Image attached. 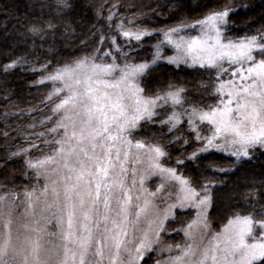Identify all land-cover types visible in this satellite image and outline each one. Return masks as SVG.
I'll list each match as a JSON object with an SVG mask.
<instances>
[{
    "label": "snow or ice",
    "instance_id": "1",
    "mask_svg": "<svg viewBox=\"0 0 264 264\" xmlns=\"http://www.w3.org/2000/svg\"><path fill=\"white\" fill-rule=\"evenodd\" d=\"M196 7L203 12L199 18H182L153 30L129 26L136 23L134 19L126 25L123 17L113 29L118 13L110 11L108 31L92 32L93 37L100 35L99 40H91L95 47L90 51L57 63L51 72V60L31 69L47 73L37 84L53 85L42 103L58 102L39 121L44 131H27L20 137L40 143L6 157L27 156L25 164L37 183L11 192H3L0 184V264H146L152 254L165 252L167 258L155 264H264V204L260 203L264 193L254 189L245 193L242 200L252 211H234L219 231H212L210 219L215 190L225 184L216 177L232 172L213 153H226L240 163L250 160L257 147L264 149V24L228 36L230 24L234 25L230 14L235 12L230 0L222 6L204 0ZM70 8L69 0L42 4L41 12L50 9L53 15L31 22L28 33L40 41L51 35L55 41L57 29L63 27L61 35L67 38L74 32L63 19ZM154 33L161 38L142 56L144 38ZM88 43L82 40L79 47L87 48ZM36 46L33 39L30 47ZM166 48L174 54L165 56ZM163 61L201 75L182 84L172 80L150 84L154 69ZM35 62L16 57L2 71L6 74ZM53 121L52 127L46 126ZM185 122L190 138L174 135L161 143L165 136L180 132ZM156 125L159 133L151 131ZM35 127L27 125L30 130ZM0 136L7 139L9 132ZM181 140L182 153L198 146L178 157L176 166H166L164 159L171 163L167 149ZM41 148L51 151L31 157ZM185 161L192 162L194 175L180 170ZM150 177L160 180L155 191L145 187ZM161 204L166 205L162 213ZM193 209L195 217L173 229L183 232L184 242L165 244L166 222H175L182 210ZM209 233L210 241L202 244ZM174 251L177 254L172 255Z\"/></svg>",
    "mask_w": 264,
    "mask_h": 264
},
{
    "label": "trees",
    "instance_id": "2",
    "mask_svg": "<svg viewBox=\"0 0 264 264\" xmlns=\"http://www.w3.org/2000/svg\"><path fill=\"white\" fill-rule=\"evenodd\" d=\"M203 2L204 0H69L71 8L63 15V19L71 23L72 30H74L72 35L67 38L63 37L61 34L64 29L60 27L56 31L55 41L51 35L46 40L40 41L32 37L27 29L31 22L47 20L53 15L50 9L41 12V5L44 3L50 5L52 0H0V132H9L7 139L0 136V184L3 185V189L19 191L26 186L31 188L37 183L35 173L25 164L26 156L21 155L10 160L6 157L10 152L26 147L30 143H40L35 139L24 140L20 137L27 131L45 130L39 121L51 114L49 109L56 102L54 100L51 104L42 103L53 85L50 82L44 85L37 84L36 82L46 73L43 71L34 72L31 69H40L42 64L51 60L52 67L48 69V72H51L57 63H63L71 59L72 56L83 55L90 51L95 47L91 40H99L100 35V32H97L93 37L92 32L97 29L103 32L108 31L106 18L110 11L118 13L112 21L113 29L122 17L125 23H128L129 19H134L136 23L130 25L132 27L139 26L148 30L165 29L175 25L182 18H187L189 21L199 18L203 12L196 5ZM212 3L222 6L229 3V0H212ZM230 3L235 12L230 14L234 25L230 24L231 30L227 32L228 36L241 35L245 31L252 32L264 24V0H230ZM97 12L100 14L99 19ZM160 38L156 33L150 38H144L145 48L141 55L150 53L151 45ZM33 39L37 45L34 49L30 47ZM82 40L89 41L87 48L79 47ZM49 45H52L51 51L48 50ZM78 48L79 51H77ZM170 49L167 50L170 51ZM21 56L30 62H38L18 65L6 74L2 71L4 65ZM200 75L201 73L195 69L184 65L177 67L163 61L159 67L154 69L149 83L154 84L158 80L164 82L172 80L177 84H182L193 81L194 77L199 78ZM203 75L207 76L208 74L203 73ZM188 86L191 87V84ZM207 102L213 103L211 100ZM29 109L36 110L29 112ZM5 113L16 114L5 116ZM54 122L48 123L46 126L52 127ZM29 124H36V127L30 130L27 128ZM187 127L185 122L180 132L165 136L161 143H167L174 135L183 134L185 138H190L186 131ZM17 129L24 131H17ZM160 130L159 125L151 129L156 133H159ZM202 130L206 131L207 128ZM163 131L167 132V129L164 128ZM180 144H183V140L167 149L170 153L171 163L168 159H164L166 166H176L174 162L178 157L190 154L198 146L193 144L182 153L179 151ZM48 150V148L37 149L30 155ZM213 156L217 158L221 166L232 168L231 173L216 177V179L225 182L222 188L215 190L217 199L215 206L210 210L212 228L217 229L234 211L239 210L245 214L252 211L251 207H245L242 200L245 193L253 189L257 193H264V149L257 147L252 152L250 160L240 163H234V158L228 157L222 152H214ZM180 170L186 176L195 174L191 161H185V165ZM29 177H31L30 180ZM40 182L41 179L39 184ZM232 193L235 195H231ZM260 203L264 204V197H261ZM193 215L194 209L182 210L175 222H166L167 232L164 239L181 241L180 231H173V229L182 228ZM155 258L156 254L154 253L146 261V264H154ZM256 264H260V262Z\"/></svg>",
    "mask_w": 264,
    "mask_h": 264
},
{
    "label": "rangeland",
    "instance_id": "3",
    "mask_svg": "<svg viewBox=\"0 0 264 264\" xmlns=\"http://www.w3.org/2000/svg\"><path fill=\"white\" fill-rule=\"evenodd\" d=\"M126 25H128V23H125ZM130 26V25H129ZM132 27V26H131ZM193 35L195 34V33H192ZM167 49H169V48H166L165 50L166 51H164V55L165 56H171V55H173L174 54V50L172 49H170V51L169 50H167ZM169 51V52H168ZM45 75H47V73L45 74ZM44 75V76H45ZM43 77V76H42ZM41 77V78H42ZM40 78V79H41ZM52 89H53V86H52ZM52 89L50 90V92L52 91ZM49 92V93H50ZM58 101H56V102H54V104L55 103H57ZM53 104V105H54ZM53 105H52V107H53ZM207 128V127H206ZM42 131H44V130H41L40 132H42ZM208 133V129L206 130V131H203L202 130V134H204V135H206ZM50 139V138H49ZM27 147V146H26ZM51 151V149H49L48 151H45V152H50ZM226 154V153H225ZM41 155V153L40 154H34V155H32L31 157H33V158H35V157H39ZM26 159H28V157L26 156ZM143 167V166H142ZM153 180V181H152ZM127 183L129 184V186L131 185V183H132V177H131V175L129 174V177H128V180H127ZM160 183V180H159V178L158 177H150L147 181H146V183H145V187L149 190V191H155V189H156V186L158 185ZM43 184H44V180L41 178V182H40V186L41 187H43ZM150 184V185H149ZM2 191L3 192H11V191H16V190H12V189H7V188H5V189H2ZM19 191H22V190H19ZM17 203H19V201L17 202ZM166 205H164V204H161L160 205V210H161V213L163 212V208L165 207ZM20 212H23V205H21V207H20ZM195 217V210H194V215H193V217L191 218V219H193ZM260 217H257V219H259ZM190 220H188V222H189ZM227 222V220L226 221H224L223 223H221L220 225H219V227L217 228V229H213L212 228V231L213 232H216V231H219L220 229H221V227L225 224ZM17 225H14V231H15V227H16ZM3 229H2V227H0V231H2ZM180 233H181V241H175V240H172V239H170V240H167V239H164V236H163V242L165 243V244H177V243H183L184 242V239H183V232L182 231H180ZM210 239H211V233H209L204 239H203V241H202V244H207L209 241H210ZM156 254V253H155ZM172 255H175V254H177L175 251L173 252V253H171ZM169 255V253H162V254H156V258H155V261L157 260V259H165V258H167V256ZM259 262V261H258ZM257 263V262H256ZM155 264V263H154Z\"/></svg>",
    "mask_w": 264,
    "mask_h": 264
}]
</instances>
